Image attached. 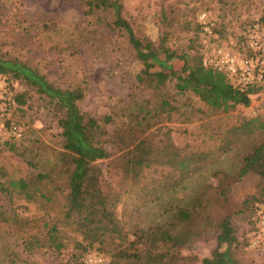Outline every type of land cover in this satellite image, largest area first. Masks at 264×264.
Returning a JSON list of instances; mask_svg holds the SVG:
<instances>
[{
    "label": "rangeland",
    "instance_id": "rangeland-1",
    "mask_svg": "<svg viewBox=\"0 0 264 264\" xmlns=\"http://www.w3.org/2000/svg\"><path fill=\"white\" fill-rule=\"evenodd\" d=\"M123 5L134 39L123 31L97 24L96 17H85L77 0H0V57L25 62L61 89L82 88L81 110L94 117L109 134L145 107V101L150 109L157 104L159 92L154 91L152 84L138 81L141 72L151 77L167 76L169 80L162 91L181 115L171 121L162 120L158 127L170 130L174 144L192 158L195 173L181 188L159 200L141 204L143 199L134 194L123 195L115 208L113 204L108 207L105 195L123 189L120 153L106 144L109 159L82 165L80 169L74 164L62 166L60 112L25 83L14 80H10V114L23 125L25 134L14 142L0 136V166L14 179L30 173H50L52 185L78 208L82 240L88 252L105 254L109 264H126L115 260L114 253L134 240L135 226L141 230L165 226L177 209L189 207L196 198L202 201L193 222L198 234L180 250L192 259L189 264H201V259L212 256L218 245L215 225L219 216L229 210L234 211L231 223L239 241L232 248L230 259L235 264H264V255L246 251L243 244L255 219L260 213L264 215V206L254 202L250 204L251 213L237 212L248 196L259 192L264 195V176L249 175L235 184L226 195L227 205L218 195L219 177L215 176L217 171L232 174L238 166L248 142L240 145L241 138H234L231 129L254 118H264V86L251 96L249 107L237 106L228 113L214 112L192 92L179 93L175 88L176 82L190 81L184 54L201 52V36L192 30L200 11L206 9L209 14L219 37L216 44L237 48L244 26L264 19V0H123ZM161 9L173 10L179 21L171 29L164 48H159L158 43ZM19 33L23 37L17 36ZM21 94L25 95L24 104L15 101ZM106 117L110 121L105 124ZM221 140L224 144L232 141L230 147L235 149L221 155ZM208 152L216 162L208 164ZM77 168L80 176L75 182ZM71 190L76 193L71 195ZM11 199L0 194V208L15 210L19 215L36 212L35 206L27 205L22 197L14 194ZM55 200L54 207L61 214L64 199ZM76 239L81 241L79 235ZM74 247L69 243L59 256L44 250L27 252L22 242L8 236L0 224V264H72L71 255L82 253ZM225 249L222 245L220 251ZM213 264L228 261L217 260Z\"/></svg>",
    "mask_w": 264,
    "mask_h": 264
},
{
    "label": "trees",
    "instance_id": "trees-1",
    "mask_svg": "<svg viewBox=\"0 0 264 264\" xmlns=\"http://www.w3.org/2000/svg\"><path fill=\"white\" fill-rule=\"evenodd\" d=\"M77 1L85 17H96L97 24H103L112 30L123 31L129 39H134L131 24L125 17L123 0ZM203 11L207 12L204 9L199 14ZM173 13V10L166 12L161 9L160 11L157 25L159 48H164L171 36V29L179 23ZM255 22L264 25L263 18L251 23ZM192 30L201 36V52L184 54L191 72L190 81L176 82L175 88L179 93L192 92L214 112L228 113L237 106L249 107L251 96L261 90L264 82L246 88L234 87L223 72L205 68L202 65V57L208 44L207 39L197 22ZM17 36L23 37L20 33ZM238 44L237 49L243 52L241 35ZM0 75L6 79L9 90H12L10 80L23 82L40 97L54 104L60 112L58 126L61 129L62 138L60 158L62 166L74 164L80 169L82 165H91L96 161L109 159L110 153L106 144L120 153L118 161H121L119 165L123 179L120 183L123 189L122 192L112 190L110 194L105 195V205L108 207L113 204L115 208L123 195L134 194L139 200L143 199L141 204L159 200L164 194L181 188L195 173L192 158L183 148L174 144L170 130L158 127L162 120L171 121L172 117L181 115L172 99L165 91H162V87L169 80L167 76L158 74L151 77L141 72L138 81L143 84L144 82L152 84L154 91L159 92L156 97L157 104L150 109L149 102L145 101V107H140L139 112L135 116L132 115L127 123L116 127L113 133L109 134L94 117L81 110L79 103L84 98L82 88L56 87L36 69L17 59L0 57ZM24 97V94L18 95L15 101L24 104ZM11 119L21 127L23 126L12 117ZM109 121V117L104 119L105 124ZM153 129L156 130L155 133ZM231 133L234 138H241L240 145L247 141L248 146L246 151H242L239 164L232 174L221 171L215 173V176L219 177L218 195L225 205L228 203L226 195L235 184L249 175L260 178L264 176V118H254L248 123L234 126ZM103 138L106 139L102 140ZM221 141L222 145L219 149L221 155L230 154V151L235 149L230 147L232 141L228 140L227 144ZM207 158L208 164L217 161L209 152ZM79 169L77 168L75 182L76 177L80 176ZM126 180L132 183L127 184ZM141 180L144 181L143 184ZM74 193L76 192L71 190L70 194L74 195ZM0 194L8 201H11V197L15 194L22 197L27 205L35 206L36 212L25 215H19L15 210L7 211L0 208V224L5 226L8 236L18 238L22 242L24 251L44 250L46 253L59 256L69 243H73L75 250H81L82 253H73L70 262L84 264L85 257L90 253L87 245L83 244L78 208L72 206L69 197L52 185L50 173H30L14 179L0 166ZM60 197L64 199L61 204V214L54 207L55 199ZM108 199L111 200V204L107 203ZM254 202L264 206V195L259 192L257 196H248L241 201L237 212L250 211L251 213L250 204ZM201 206V198H196L189 207L177 209L171 222L165 226L149 227L147 230H141L135 226L132 232L134 240H131L125 248L115 252L114 259L123 260L126 264H183V261L189 264L192 259L189 256H183L180 250L198 234L193 222L194 215ZM233 214L234 211L229 210L219 216L215 225L218 232L217 249L210 258L201 259V264H213L217 260H226L228 264H235L230 258L232 248L237 246L239 241L231 223ZM76 235L81 237V241L76 239ZM247 241L243 243L245 249ZM222 245L226 246L224 251H220Z\"/></svg>",
    "mask_w": 264,
    "mask_h": 264
},
{
    "label": "built area",
    "instance_id": "built-area-1",
    "mask_svg": "<svg viewBox=\"0 0 264 264\" xmlns=\"http://www.w3.org/2000/svg\"><path fill=\"white\" fill-rule=\"evenodd\" d=\"M199 24L208 44L204 49L202 65L223 72L234 87L246 88L264 82V25L249 23L242 29L243 52L237 48L218 45L216 34L209 14L205 11L198 15ZM0 136L19 141L24 129L10 114V92L6 79L0 75ZM246 251L264 255V215H260L248 238ZM84 264H109L103 253L88 254Z\"/></svg>",
    "mask_w": 264,
    "mask_h": 264
}]
</instances>
